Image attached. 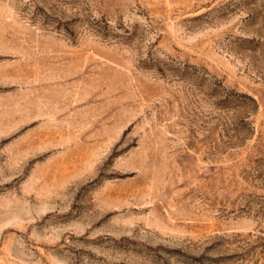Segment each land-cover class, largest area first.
I'll return each instance as SVG.
<instances>
[{
	"label": "rangeland",
	"instance_id": "obj_1",
	"mask_svg": "<svg viewBox=\"0 0 264 264\" xmlns=\"http://www.w3.org/2000/svg\"><path fill=\"white\" fill-rule=\"evenodd\" d=\"M0 264H264V0H0Z\"/></svg>",
	"mask_w": 264,
	"mask_h": 264
}]
</instances>
